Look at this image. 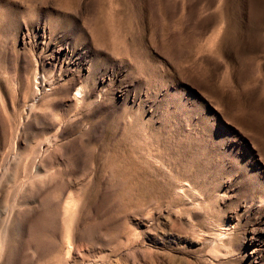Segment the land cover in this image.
I'll return each mask as SVG.
<instances>
[{
	"label": "rangeland",
	"instance_id": "1",
	"mask_svg": "<svg viewBox=\"0 0 264 264\" xmlns=\"http://www.w3.org/2000/svg\"><path fill=\"white\" fill-rule=\"evenodd\" d=\"M0 264H264V0H0Z\"/></svg>",
	"mask_w": 264,
	"mask_h": 264
},
{
	"label": "bare ground",
	"instance_id": "2",
	"mask_svg": "<svg viewBox=\"0 0 264 264\" xmlns=\"http://www.w3.org/2000/svg\"><path fill=\"white\" fill-rule=\"evenodd\" d=\"M81 90H78V93L80 92Z\"/></svg>",
	"mask_w": 264,
	"mask_h": 264
}]
</instances>
